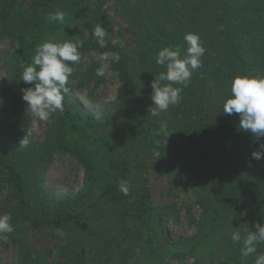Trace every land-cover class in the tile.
<instances>
[{
    "label": "trees",
    "instance_id": "1",
    "mask_svg": "<svg viewBox=\"0 0 264 264\" xmlns=\"http://www.w3.org/2000/svg\"><path fill=\"white\" fill-rule=\"evenodd\" d=\"M109 3L116 6L114 16L106 9ZM56 11L65 13L63 23L47 19ZM122 19L129 25L132 40L128 50L115 40L116 31L118 35L122 31L117 27ZM97 24L107 31L105 48L92 35ZM190 32L199 35L206 49L202 65L187 87L172 85L183 87L180 103L154 117L149 113L151 83L166 71L156 63V56L164 47H180L183 56L184 35ZM50 40H81L83 46L81 62L72 65L64 111L51 117L40 141L32 136L35 118L22 100L21 89L32 85L19 79L37 47ZM3 41L10 43L12 51L3 55L8 86L0 92V195H5L0 214L10 215L14 231L0 242L20 249L18 264H41L32 248L44 239L59 245L53 264H91L86 241L72 235L85 223L81 219L85 213L91 211V216L102 208V200L115 205L120 223L140 221L149 229L146 249L136 261L139 256H160L153 226H162L171 212L153 206L148 180L140 175V170L153 167L163 173L169 168L182 170L185 187L186 182H194L207 190L205 197L195 200L202 209L201 218L193 217L191 204L185 207L198 225L196 246L186 252L194 254L195 264H200L196 255L206 251L209 254L202 259L206 264H254L255 254L245 258L241 248L247 232L255 231L257 223L264 224V159L251 156L264 137L241 130L239 114L225 115L222 110L235 77H264V0H0ZM104 52L120 54L118 63L107 64L120 91L117 101L94 120L96 113L85 110L73 95L82 90L91 101L106 82L96 75L104 62L97 56L84 61L87 55L99 57ZM141 81L147 82L145 87ZM161 123L167 124L168 138L155 134ZM24 136L30 141L27 147L19 145ZM154 153L159 158L150 162L148 157ZM58 157H68L84 169V188L74 195H59L46 187V171ZM133 164L140 171L137 185L132 189L127 184L125 195L113 186ZM108 173L119 177L102 185ZM124 229L123 240L104 251L108 261L132 264L137 233ZM62 230L71 235L67 231L60 238L57 233ZM234 231L240 232V242L232 241ZM119 248H124L121 254ZM175 250L182 253L185 247ZM262 252L264 244L257 246V253ZM161 258L155 263L164 264Z\"/></svg>",
    "mask_w": 264,
    "mask_h": 264
},
{
    "label": "rangeland",
    "instance_id": "2",
    "mask_svg": "<svg viewBox=\"0 0 264 264\" xmlns=\"http://www.w3.org/2000/svg\"><path fill=\"white\" fill-rule=\"evenodd\" d=\"M106 9L110 14L114 16L116 11V6L114 3H109L106 5ZM117 27L122 28L119 35L117 31L115 33V40L130 49L129 44L131 43V37L129 33V25L123 19L117 22ZM64 28V27H63ZM85 30V29H84ZM89 30H86L87 34ZM136 42L138 40L136 39ZM128 50V49H127ZM12 48L9 42L3 41L0 43V92L5 90L8 86V74L4 69V60L3 55L5 53H11ZM98 58L96 53H93V56H85L84 61L89 62L92 57ZM108 68V67H107ZM138 69V68H137ZM106 82L101 85L95 92V97H92V100L86 99V92L82 90H77L74 92L73 98L76 102H79L83 105L85 110L95 112L96 115H93L94 120H98L102 117V112L107 106H110L117 101L120 91V85L116 79L115 74L109 71L105 76ZM143 82L142 86L145 87L147 82ZM35 120L33 122V138L40 141L44 140L45 132L47 130L48 121H39ZM150 162H154L159 158L158 153H154ZM120 162V157L118 159ZM117 167V166H116ZM141 171V174L148 180V186L151 192V200L155 208H169L171 214L167 217L166 221L162 226L159 223H156L154 227V234L156 236L157 249H159L160 260L164 264H195L196 259L190 253L192 248L196 246V238H198L199 233H197L198 225L192 219L186 211V203L193 206L192 214L193 217L198 220L201 218L202 209L199 205H196L195 200L197 197H205L207 190L198 183L191 182L188 184L186 182V187L181 183V178L183 176V171L175 168H169L168 171L164 173L159 170L158 167L150 168L147 172ZM138 169L134 167L128 168L124 175L120 177L116 174L108 173L106 181L102 182V185L106 183H112L113 177L117 179L118 185L113 186L116 189H120V181H127L129 188L135 189V177L138 176ZM113 173L114 169H113ZM115 178V180H116ZM97 178V182H98ZM111 179L112 182H109ZM85 181V172L82 166L79 165L76 161L68 157H58L54 160L53 164L46 171V187L58 192L59 195L70 192L74 195L77 191L84 188ZM115 184V183H114ZM140 188V183L138 184ZM128 188V185H127ZM98 190V189H97ZM99 191V190H98ZM100 192V191H99ZM97 192L96 194H99ZM136 194V193H135ZM4 194L0 195V202L4 198ZM98 196H95L96 199ZM186 200V202H185ZM90 202V201H89ZM102 208L95 213L91 211L85 213L84 217L81 218L82 222L80 226L76 228V231L73 233V237H77L79 240L86 241L85 248L88 251L86 254L92 260L91 264H122L119 262L108 261L105 255V249L108 250L111 244H119V241H122L124 237V232L126 230L124 227H130L134 229L137 235L134 236V249H135V258L131 261L132 264H156L160 256H152L149 258L142 259L140 256L136 261L138 255L143 254L146 249L145 242L148 238L149 229L147 226L143 225L142 222L132 223L130 225L120 223V217L118 215L117 209L114 204L110 203L107 200L101 201ZM3 216V214H0ZM216 223V222H215ZM216 226V224H215ZM68 231V230H67ZM66 230L59 231L57 235L60 238H65L67 234ZM69 233V231H68ZM70 234V233H69ZM71 235V234H70ZM120 239V240H119ZM118 242V243H117ZM42 243V244H41ZM167 243L170 245L167 246ZM172 244L175 248L180 245H184L185 251L182 253L178 250H175L174 247H171ZM59 245L52 242L51 239H44L37 243L32 250H35L34 254L37 257H40L41 264H53V260H56L59 250ZM171 248V249H170ZM124 249V248H123ZM123 249H117V252L121 254ZM63 250V248H61ZM60 250V251H61ZM20 249L18 247L9 246L6 247L3 242H0V263L1 264H18V254ZM149 254V252H148ZM205 254L208 256V252L196 255L200 256L198 262L200 264H206L203 262V257ZM145 257V256H143ZM211 259V258H210ZM213 260V258L211 259ZM156 262V263H155ZM57 263V262H56ZM208 264V263H207Z\"/></svg>",
    "mask_w": 264,
    "mask_h": 264
},
{
    "label": "clouds",
    "instance_id": "3",
    "mask_svg": "<svg viewBox=\"0 0 264 264\" xmlns=\"http://www.w3.org/2000/svg\"><path fill=\"white\" fill-rule=\"evenodd\" d=\"M64 18L63 11L50 13L47 17L50 21L60 23L64 22ZM92 35L101 48L107 46V31L102 25L97 24ZM184 41L187 48L183 56L180 47H164L156 56V63L165 67L166 71L155 76L151 83L153 105L149 108V113L154 117L180 103L183 87L189 85L193 73L202 65L201 58L206 49L199 35L186 33ZM82 46L81 40L44 42L37 47L32 63L24 66L19 81L32 86L21 89L22 100L26 102L28 114L36 120L49 121L54 114L64 111L65 96L71 92L69 78L74 71L72 65L81 62L79 49ZM120 58L119 53H102L97 59L104 63L96 69V75L105 77L108 72L107 64L118 63ZM173 84L183 87H173ZM230 90L231 95L225 100L222 112L225 115L239 114L241 130L250 132L258 139L264 137V77L237 76L232 80ZM155 134H164L168 138L167 124L161 123ZM29 142L24 136L19 145L27 147ZM251 156L257 161L264 159V143H260L259 149L253 151ZM119 183L120 190L127 195V181ZM10 219V215L0 216V238L7 239L5 234L14 231ZM254 227L255 231L249 230L243 237L241 254L245 258L255 254L254 264H264V252L257 253V246L264 244V224L257 223ZM231 239L240 242L242 236L239 231H234Z\"/></svg>",
    "mask_w": 264,
    "mask_h": 264
}]
</instances>
